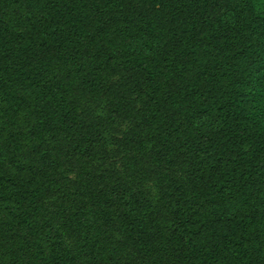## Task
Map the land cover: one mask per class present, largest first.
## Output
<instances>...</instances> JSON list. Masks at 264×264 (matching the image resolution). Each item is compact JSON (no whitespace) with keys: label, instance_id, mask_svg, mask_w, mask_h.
Here are the masks:
<instances>
[{"label":"trees","instance_id":"obj_1","mask_svg":"<svg viewBox=\"0 0 264 264\" xmlns=\"http://www.w3.org/2000/svg\"><path fill=\"white\" fill-rule=\"evenodd\" d=\"M0 264H264V0H0Z\"/></svg>","mask_w":264,"mask_h":264}]
</instances>
